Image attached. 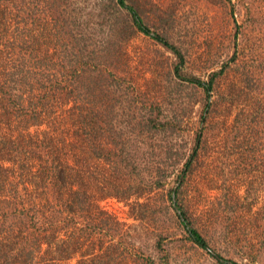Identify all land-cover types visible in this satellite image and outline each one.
I'll list each match as a JSON object with an SVG mask.
<instances>
[{"label": "rangeland", "instance_id": "obj_1", "mask_svg": "<svg viewBox=\"0 0 264 264\" xmlns=\"http://www.w3.org/2000/svg\"><path fill=\"white\" fill-rule=\"evenodd\" d=\"M6 1L24 5L29 29L38 10L41 17H62L75 30L90 31L92 43L109 50L106 63L125 89L112 110L122 137L137 121L157 125L152 133L139 127L133 133L137 137L124 141L141 161L169 164L178 159L165 185L139 199L147 209L145 218L138 205L115 197L99 200L124 223L127 244L167 264H221L188 238L174 215L168 191L178 188L173 202L186 209L216 252L242 264H264V0H127L152 33L180 47L181 63L170 49L139 31L116 0ZM176 65L183 77L214 81L209 94L176 76ZM129 84L140 91L133 119L126 116ZM104 105L107 112L111 100ZM199 134L200 157L182 182Z\"/></svg>", "mask_w": 264, "mask_h": 264}, {"label": "trees", "instance_id": "obj_2", "mask_svg": "<svg viewBox=\"0 0 264 264\" xmlns=\"http://www.w3.org/2000/svg\"><path fill=\"white\" fill-rule=\"evenodd\" d=\"M115 4L128 11L139 31L184 61L180 47L152 33L127 0ZM24 9L21 2L0 0V264H71L73 259L76 264H167L133 250L124 223L99 200L115 197L138 205L145 218L147 209L139 199L165 185L178 159L169 164L141 161L124 141L137 137L133 133L139 127L147 126L152 133L157 125L137 121L122 137L112 110L125 89L106 63L109 50L98 49L90 31L79 26L75 30L62 17H41L38 10L29 29ZM179 70L174 66L176 76L208 94L212 90L214 81L183 77ZM129 86L124 93L126 116L133 119L140 91ZM108 99L111 106L105 112ZM32 127L44 128L31 132ZM197 138L182 182L200 157L202 135ZM173 193L180 194L178 188ZM173 193L168 191L170 205L188 238L221 264H242L215 251L186 209L173 202ZM170 218L166 215L165 220Z\"/></svg>", "mask_w": 264, "mask_h": 264}, {"label": "water", "instance_id": "obj_3", "mask_svg": "<svg viewBox=\"0 0 264 264\" xmlns=\"http://www.w3.org/2000/svg\"><path fill=\"white\" fill-rule=\"evenodd\" d=\"M180 179H182V176H181V178ZM175 196V193H173V197Z\"/></svg>", "mask_w": 264, "mask_h": 264}]
</instances>
